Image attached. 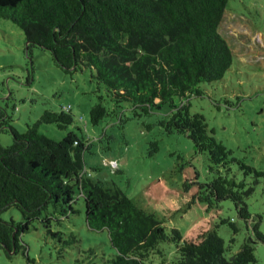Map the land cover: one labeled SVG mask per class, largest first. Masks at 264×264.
Here are the masks:
<instances>
[{
  "label": "trees",
  "instance_id": "obj_1",
  "mask_svg": "<svg viewBox=\"0 0 264 264\" xmlns=\"http://www.w3.org/2000/svg\"><path fill=\"white\" fill-rule=\"evenodd\" d=\"M229 1L0 0V17L21 28L29 53L33 47L50 51L66 73L88 70L116 111L126 104L136 118L158 113L157 125L166 134L192 140L218 175L198 184L186 209L199 203L210 212L230 200L238 218L249 226L254 221L241 192L246 184L232 177L231 165L245 177L264 178V172L233 157L189 102L204 97L202 85L222 80L232 66V49L219 33ZM114 112L102 102L94 105L91 124L99 125ZM1 120L0 131L12 134L13 144H0V215L15 208L23 217L21 223L0 218V246L7 256L25 248L21 235L36 221L53 237L62 235L51 230V223L61 224L77 214L74 206L83 201L88 227L106 230L115 250L105 264H259L255 244H264V234L258 223L252 224L254 241L229 255L217 227L186 238L176 228L169 230L156 213L137 206L120 188L94 180L84 159L90 149L87 137L71 132L55 141L39 132L44 124L68 129L74 124L70 109L46 110L24 133L3 112ZM145 127L151 130L153 124ZM151 147L150 155L156 154L158 142ZM192 186L186 184L187 189ZM182 211L185 208L177 212ZM220 224L229 225L234 234L240 231L233 220L222 219ZM162 244L175 245L176 260H168Z\"/></svg>",
  "mask_w": 264,
  "mask_h": 264
},
{
  "label": "rangeland",
  "instance_id": "obj_2",
  "mask_svg": "<svg viewBox=\"0 0 264 264\" xmlns=\"http://www.w3.org/2000/svg\"><path fill=\"white\" fill-rule=\"evenodd\" d=\"M219 33L232 49V66L222 80L202 85L205 96L189 100L191 111L205 117L209 129L233 157L264 172V0H230ZM101 102L108 112H115L93 126L90 112ZM62 109H70L74 124L66 130L44 124L39 127L40 134L55 141L71 132L87 137L90 149L84 159L93 179L120 188L137 206L165 219L169 230L176 228L184 237L194 238L217 227L230 248L229 255L238 253L246 241H254L252 224L258 223L264 234L263 177H245L231 165L232 177L246 184L241 192H245L243 200L254 221L249 226L238 218L230 200L210 212L199 203L186 209L198 184L209 183L218 175L206 156L196 152L192 140L166 134L157 125L158 113L136 118L126 104L116 111L88 70L66 73L50 51L33 47L29 53L21 28L0 17V112L24 133L46 110ZM148 124H153L151 130L145 127ZM152 142H158L159 150L150 155ZM0 144L10 147L13 135L0 131ZM187 183L193 186L187 189ZM74 207L77 214L61 224L51 223V230L62 235L53 237L36 221L21 235L20 245L25 248L17 254L9 257L0 246V264H105L112 259L115 250L108 232L88 227L83 201ZM184 208L186 211L177 212ZM0 218L23 222L15 208L1 213ZM222 219L233 220L240 231L234 234L229 225L220 224ZM73 238L77 241L67 245ZM161 248L169 261L178 257L174 244H162ZM255 249L259 264H264V244L257 242Z\"/></svg>",
  "mask_w": 264,
  "mask_h": 264
}]
</instances>
